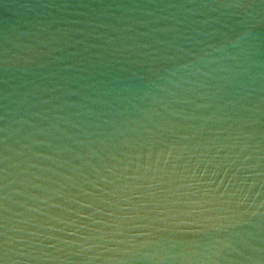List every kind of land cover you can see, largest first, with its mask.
<instances>
[{"label":"water","instance_id":"1","mask_svg":"<svg viewBox=\"0 0 264 264\" xmlns=\"http://www.w3.org/2000/svg\"><path fill=\"white\" fill-rule=\"evenodd\" d=\"M0 264H264V0H0Z\"/></svg>","mask_w":264,"mask_h":264}]
</instances>
